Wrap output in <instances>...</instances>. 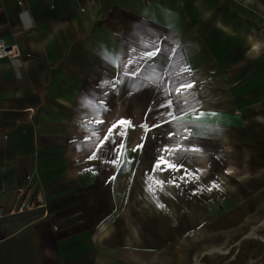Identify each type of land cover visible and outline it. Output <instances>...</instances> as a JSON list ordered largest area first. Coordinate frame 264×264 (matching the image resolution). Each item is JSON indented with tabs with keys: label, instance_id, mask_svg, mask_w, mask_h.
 <instances>
[{
	"label": "crops",
	"instance_id": "obj_1",
	"mask_svg": "<svg viewBox=\"0 0 264 264\" xmlns=\"http://www.w3.org/2000/svg\"><path fill=\"white\" fill-rule=\"evenodd\" d=\"M157 37L179 46L200 110L215 115L186 142L202 152L178 161L195 174L187 183L127 195V176L145 170L127 156L174 127L153 128L161 97L133 86L151 67L98 85L117 72L112 50L126 59ZM0 39L14 50L0 58V264H195L237 242L256 246L239 264H264V0H0ZM97 115L104 123L83 126ZM120 120L121 163L89 160ZM113 147L99 155L114 159Z\"/></svg>",
	"mask_w": 264,
	"mask_h": 264
},
{
	"label": "snow or ice",
	"instance_id": "obj_2",
	"mask_svg": "<svg viewBox=\"0 0 264 264\" xmlns=\"http://www.w3.org/2000/svg\"><path fill=\"white\" fill-rule=\"evenodd\" d=\"M167 40V37H157L150 42V49L146 51L138 52L135 48H132L126 59H121L116 55L115 50H112V54L107 56L108 61L117 69L116 74L111 80H102L98 86L100 87H112L116 88L118 85L124 84L127 80L135 81L140 77L141 73L144 71L145 67H151L153 69L152 75L144 77L147 84L139 83L133 86L137 90H143L146 86H152L154 90H157L161 102L155 105L158 109V115L161 119L154 125L153 128H159L165 124L172 125L174 130L168 132L167 139L173 140L172 144H164V146L159 150L160 155L158 156L154 167L153 173L157 170L160 172H180L183 168V174L180 176L173 175L170 180L167 181L168 184H174L176 187H180L177 181L187 183L185 179L187 176L195 175L189 172L187 168L184 167L182 163H178L185 153H201L202 148L192 146L190 143L194 136H199L201 133L199 131H194V129L207 128L206 124L200 123L203 117L206 115L214 116L215 113H205L201 111V102L196 98V93L192 90L196 87L195 81L192 79V70L190 65L186 62L184 55L181 53L178 45L172 46L170 48L162 47L161 45ZM147 48L148 45H145ZM163 58L162 60L160 58ZM159 68V71H157ZM107 95V93H105ZM100 108H105V101H100ZM159 109H164V111H159ZM151 111V109H150ZM191 114V119H185ZM89 123L102 124L103 120L99 119L98 115L93 116L89 120L83 122V126L87 128ZM129 123L125 120H120L117 124H113L109 127L108 132L104 135L103 139L99 143L95 144V150L91 152L88 157L89 160H101L102 163L112 164L114 166L121 163V156L123 153L121 150L124 148V142L121 140L119 143L116 141L117 135H123L122 132L114 134V130L119 125H124ZM148 130L147 124L142 125ZM97 128L91 129V134L85 137L84 146L91 147V141L93 137H97ZM111 140V144L115 145L111 149L115 158L108 160L103 159L99 153L104 148L105 144ZM139 147V146H138ZM131 163V161H127ZM200 171V170H197ZM199 179V177H196ZM114 179V177H113ZM151 179V177H149ZM156 183L160 187V191H163V186L165 184L164 180H157ZM213 187H219L218 184H213ZM149 191H155L148 186ZM211 190V188H209ZM163 207L162 204L159 205Z\"/></svg>",
	"mask_w": 264,
	"mask_h": 264
},
{
	"label": "rangeland",
	"instance_id": "obj_3",
	"mask_svg": "<svg viewBox=\"0 0 264 264\" xmlns=\"http://www.w3.org/2000/svg\"><path fill=\"white\" fill-rule=\"evenodd\" d=\"M134 127L128 129V130H133ZM140 139H136V142L134 144V146H138L140 144L139 142ZM160 141L161 143H156V140L154 138H149L148 142L150 143V146H147V148L144 147V153L143 154H137L138 152H133L131 154H129L127 156V161H131V165H136V164H141L144 163L145 164V170L144 175L141 174V170L136 169L132 171V174L135 173L133 176H127V195L131 194V195H136L138 193H142V191L148 193V194H154L153 191H149L148 190V186L151 185V187L153 189H157V186H159L156 181L157 180H162L161 178L165 179V184L163 187V191L164 193H168L169 188L171 187V184H168V175L163 173V176L161 177L160 174H158L159 170H157L155 173H153V167H154V163L156 162L158 156L160 155V149L161 147L164 146V144H170L171 140H168L167 138H161ZM157 146L159 147V150L156 152V150L158 149ZM143 151V150H142ZM168 173V172H166ZM149 177H151V179H149ZM143 180V181H142ZM132 185V186H131ZM155 193H157L156 191H154ZM134 204L133 202H128L127 203V208L129 204ZM166 205V203H164ZM168 206V203L167 205ZM164 209H167V207H165ZM163 224H164V233H165V237L167 238L166 241L169 242L170 238H168L169 236H171V232H170V228H171V224H172V219L168 218L166 216H164L163 218ZM181 224H183V222H186L187 219H180ZM159 219H158V224H159ZM250 236H252L253 234H249ZM251 244H249L248 246H250ZM242 247V246H241ZM217 248V247H216ZM237 247H234L232 249V252L230 255H225V254H221L220 252H212L211 254H204L202 257L199 256V258L196 260L195 264H239L240 260L238 259V255L240 252L236 251ZM240 249V248H239ZM204 253V252H203ZM232 256V257H231ZM236 258V259H234ZM229 259H233V260H229ZM233 262V263H232Z\"/></svg>",
	"mask_w": 264,
	"mask_h": 264
},
{
	"label": "built area",
	"instance_id": "obj_4",
	"mask_svg": "<svg viewBox=\"0 0 264 264\" xmlns=\"http://www.w3.org/2000/svg\"><path fill=\"white\" fill-rule=\"evenodd\" d=\"M14 56V50H13V47L6 44L2 39H0V58H4V57H12ZM253 237H256V235H252ZM239 244V242L235 243V244H232L230 246H223V247H217L219 248V250H214L215 248L213 249H210L209 251H206L205 253H202L201 257L208 253V254H211L212 252H220L221 254H225V255H230L231 252H232V249L234 247H237L236 251L239 252V247L237 246ZM232 257V256H231Z\"/></svg>",
	"mask_w": 264,
	"mask_h": 264
},
{
	"label": "trees",
	"instance_id": "obj_5",
	"mask_svg": "<svg viewBox=\"0 0 264 264\" xmlns=\"http://www.w3.org/2000/svg\"><path fill=\"white\" fill-rule=\"evenodd\" d=\"M256 246H254V245H250V246H248V245H242V247L240 248V250H239V257H238V259L240 260V261H242V262H244L245 260H246V258H247V254L252 250V249H254Z\"/></svg>",
	"mask_w": 264,
	"mask_h": 264
},
{
	"label": "water",
	"instance_id": "obj_6",
	"mask_svg": "<svg viewBox=\"0 0 264 264\" xmlns=\"http://www.w3.org/2000/svg\"><path fill=\"white\" fill-rule=\"evenodd\" d=\"M205 253V252H204Z\"/></svg>",
	"mask_w": 264,
	"mask_h": 264
}]
</instances>
